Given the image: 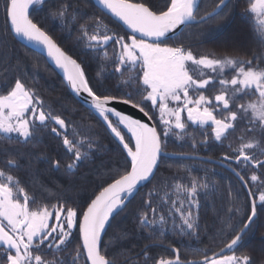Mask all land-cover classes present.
<instances>
[{
	"label": "snow or ice",
	"instance_id": "obj_1",
	"mask_svg": "<svg viewBox=\"0 0 264 264\" xmlns=\"http://www.w3.org/2000/svg\"><path fill=\"white\" fill-rule=\"evenodd\" d=\"M95 4L97 7L89 16L78 8L72 9L67 0H56L55 4L50 0H4L6 31L0 35V46L7 47L10 35L14 40L42 49L47 60L61 70L65 88L82 98V106L87 105L86 111L103 129L105 138L117 145L123 165L117 166L115 174L110 170L107 175L98 173L102 177L100 190L83 208L69 206L63 193L57 195L58 202L51 206L33 207L36 194L30 195L26 185L11 171L0 169V264H69L68 246L77 226L71 264H78L85 255L84 264H114L103 242L111 221L124 211L142 186L156 179L165 158L170 155L196 158L189 153H168V138L174 136L177 141L185 142L190 138L193 150L210 142L223 146L241 125L238 145L235 141L229 143L228 151L219 161L211 157L205 161L226 164L248 189L247 198L251 202L250 211L244 214L246 218L237 222L241 225L238 230L231 220L239 209H229L228 221L220 230L235 235L223 248L209 256L208 249L196 246L203 242L199 196L211 186L206 176H193L189 172L188 183L176 181L170 186L175 199L168 193L157 199L156 188L150 189L148 198L142 200L147 211H140L136 219L149 241L159 240L162 244L168 234H174L191 242L185 251L194 258L183 259L180 247L171 246V254L154 259L153 264H264V255L257 261L247 253L236 254L253 229L258 203L264 208V0H249L244 13L249 19L254 18L255 24L257 47L250 54L233 49L237 54L217 55L210 51L199 56L184 45V29L216 18L227 19L232 10L230 0H211L203 12L201 0H157L156 3L95 0ZM37 7L66 27L69 23L78 25L77 42L92 59L111 63L113 75L122 77L127 71L128 77L108 85L104 66L98 65L95 74L98 86L93 87L84 60L78 62V58H73L34 22L32 9ZM86 16L88 20L82 23ZM110 45L114 49L111 55L107 51ZM194 68L207 69L212 74L205 77L201 70L197 78ZM229 71L235 73L230 79L226 78ZM32 75L36 77L38 72ZM217 84L219 89L214 97L205 94V90ZM244 97L254 99L238 102ZM116 104L138 110L146 120L117 110ZM157 114L159 123L147 122L154 121ZM190 127L201 131L202 141H196ZM42 132L55 138L58 147L72 158L65 169L68 173L74 174L81 163L91 162L90 158L102 149L108 150L92 138L90 127L86 134L51 105L46 106L19 76L0 86V140L35 146ZM233 164L250 169L251 175L242 174ZM51 166L59 170L60 159L51 160ZM18 167L15 158L8 159L4 165L9 170ZM165 186L169 187L167 181ZM151 246L146 244L143 251L146 264L147 249ZM49 254L51 259L46 258Z\"/></svg>",
	"mask_w": 264,
	"mask_h": 264
},
{
	"label": "trees",
	"instance_id": "obj_2",
	"mask_svg": "<svg viewBox=\"0 0 264 264\" xmlns=\"http://www.w3.org/2000/svg\"><path fill=\"white\" fill-rule=\"evenodd\" d=\"M67 2L71 4L72 9L78 8L82 12L88 13L89 16L97 7L94 0H67ZM153 2L156 3L157 0H153ZM210 2L211 0H201L202 12ZM50 3L55 4L56 0H50ZM248 4L249 0H230L232 10L227 19L221 21L216 18L207 24L185 28L184 45L199 51L201 54H207L210 51L216 52L217 55L227 52L237 54L233 49H237L240 54H250L257 45L254 36V18L249 19V16L244 15ZM96 15H100V13L97 12ZM32 18L49 35L53 36L58 44L73 58H78V62L79 59L84 60V66L93 87L98 86L95 76L98 65H103L106 69V73L104 72V76L107 77L106 84L114 85L117 79H126L127 74L125 73L122 77L113 75V64L92 59L83 45L77 42V36L80 34L77 30L78 25L73 26L69 23L66 27L61 21L50 18L46 10L42 11L38 7L32 9ZM87 20L88 17L86 16L81 22ZM105 22L107 23V21ZM109 27H112V25H109ZM5 31L4 0H0V35H5ZM113 50L111 45L107 48L109 55L112 54ZM6 69L7 71H5ZM36 72H38V76L33 77L32 74ZM17 76L25 82L27 87L37 92L44 100L45 105L49 103L66 119V113H70L72 123L77 126L84 124L87 128L90 127L93 133L92 138L99 140L100 144L107 147L108 150L104 151L102 149L96 153L95 157L90 158L91 162L81 163L74 170V174L68 173L65 169L71 157L64 153L62 147H58V141L55 138L47 132H42L39 136L40 142L35 146L32 144H9L4 140H0V169L11 171L26 185V190L30 195L36 194V204H33V207L43 204L51 206L58 202L56 197L61 193L67 198L69 206L86 207L87 203L90 202L89 198H93L94 194H97L100 190L98 185H100L102 177L98 173L107 175L110 170L111 174H115L117 166L123 165V160L118 158L117 145L109 143V140L105 138L103 129L93 117L89 116L86 111L87 107L82 106V103L65 88L62 78L48 64L46 59L34 49L18 39H12L9 35L7 36V47L0 46V86L6 85L8 81L14 80ZM119 94L117 93V95ZM189 131H194L198 143L203 140L200 130H193L190 127ZM210 131L209 128L208 132L210 133ZM96 133L99 135H95ZM231 141H235L236 144V138L231 139ZM191 143L190 138L186 142L177 141L176 138L169 139L166 151L169 153L198 154L220 159L228 151L227 145L229 144L224 141L222 146L210 142L206 146L201 144L193 150ZM181 144H183L182 147ZM10 158L17 160L18 168L11 170L4 168L5 162ZM56 158L60 159L61 166L59 170L51 166V160ZM205 161L207 160L169 156L164 159L160 165V170L156 174V179L151 184L142 186L124 211L116 216L106 229L103 242L107 245L105 250L108 257L113 259L114 264H146L143 256L146 244L152 245L147 249L149 254L147 264H153L154 259L171 254V246H178L181 249V254L191 256L185 251V246L191 243L186 237L180 238L174 234H168L162 244L159 240L149 241L147 233L138 227L136 219L140 211H147L142 207V200L148 198L147 194L150 189L155 187L158 193L157 199L163 198L166 192L169 195L170 186L176 181L188 183L190 181L189 172L193 176H206L211 185L208 190H202L199 196V223L202 233L200 240L203 242L196 246L201 249L206 248L208 252L210 250L214 252V250L229 242L235 232H227L226 236V233L220 230L224 223L228 221L229 209H239L231 220V223L237 224L238 230L241 225L237 222L246 218L244 214L246 211H250L251 202L247 198V191L242 182L232 171L217 163H206ZM166 165H170L172 168L168 170ZM232 166L246 176L251 175L250 169H244L242 166L235 164ZM165 181H167L169 187L165 186ZM108 182L110 183L111 180H108ZM170 183L171 185H169ZM70 186L71 190H68ZM103 186H106V184ZM229 193H231V196ZM169 196L173 199L176 198L174 194ZM257 211L258 216L253 229L243 240L242 250L239 252L247 253L258 261L264 255V208H261L259 203ZM125 212L128 214L123 215ZM77 237L78 226L73 231L72 244L68 246V252L71 253L68 257L69 264H71L72 256L75 255ZM222 237L224 239L221 244L219 242L215 244L216 239ZM211 253H208V255ZM46 258L51 259L52 257L49 254ZM85 259V256H81L78 264H84Z\"/></svg>",
	"mask_w": 264,
	"mask_h": 264
},
{
	"label": "rangeland",
	"instance_id": "obj_3",
	"mask_svg": "<svg viewBox=\"0 0 264 264\" xmlns=\"http://www.w3.org/2000/svg\"><path fill=\"white\" fill-rule=\"evenodd\" d=\"M186 47H188V46H186ZM191 50L193 51V53L195 54V55H197V56H199V55H202L199 51H197V50H193L192 48H191ZM202 69H195L194 68V75L195 76H197V78H200V76H199V73H200V71H201ZM203 72H204V75H205V77H207L208 75H210V74H212L211 72H210V70H207V69H203L202 70ZM104 72L106 73V69L104 68ZM104 74V73H103ZM125 74H127V77H128V75H129V73L126 71L125 72ZM235 73L234 72H231V71H229L228 73H226V78H228V79H230L231 78V76L232 75H234ZM126 77V78H127ZM218 89H219V85L217 84L215 87H212V86H210L207 90H205V94L206 95H208L209 97H214V95L215 94H217V92H218ZM249 99H254V97H252V98H249V97H244L242 100H240V101H238V102H243V103H247L248 102V100ZM44 101V100H43ZM46 106H49V103H47V105ZM149 107H150V104H149ZM54 109L56 110V108L54 107ZM57 111V110H56ZM186 115V114H185ZM66 116H67V119H68V121L69 122H72V117H71V115H70V113H66ZM154 122L155 123H159V115L157 114V117H156V119L154 120ZM86 126V125H85ZM84 126V124H80V126H79V128L81 129V131H85V133H86V130L88 129L87 128V126L85 127ZM241 128L242 127H238L237 128V133H234V134H232V135H230L231 137H228V139L227 140H225V142H227V143H231L232 141H231V139L233 140V139H235L236 138V144L238 145V143H239V140L237 139L238 137H239V135H240V133H241ZM69 132H70V135H71V129L69 130ZM173 138H175L174 136L173 137H169L168 138V140L169 139H173ZM229 141V142H228ZM262 158H264V157H262ZM72 159V158H71ZM70 162H71V160H70ZM69 162V163H70ZM166 168L168 169V170H170L172 167L170 166V165H166ZM7 172V171H6ZM258 174H259V170H258ZM173 184V183H172ZM169 185H171V183L169 184ZM245 188V187H244ZM167 193V192H166ZM169 195H173V193H172V191H169ZM257 195H258V193H257ZM163 196H165V194L163 195ZM127 215L128 213L127 212H125V213H123V215ZM150 214V213H149ZM240 217V216H239ZM121 220V219H120ZM119 220V221H120ZM177 221H178V217H177ZM52 223H55V219H54V217H53V219H52ZM75 230V228L73 229V231ZM223 233H226V236H227V231H223ZM225 237V236H224ZM224 237H222L221 239L219 238V239H216V242H215V244L216 243H220L221 244V241L224 239ZM219 244V245H220ZM225 246V245H224ZM223 246V247H224ZM223 247H221V248H223ZM221 248H219V249H216V250H214V252H218ZM240 250H242V246L240 245V247L238 248V250H237V255H240V254H242L243 252H239ZM213 253V250H210V252H208V253ZM211 253V254H212ZM230 254V253H229ZM48 259V258H47Z\"/></svg>",
	"mask_w": 264,
	"mask_h": 264
},
{
	"label": "water",
	"instance_id": "obj_4",
	"mask_svg": "<svg viewBox=\"0 0 264 264\" xmlns=\"http://www.w3.org/2000/svg\"><path fill=\"white\" fill-rule=\"evenodd\" d=\"M95 1V0H94ZM22 42V41H20ZM23 44H25V42H22ZM27 45L28 47L34 49L35 51H37L38 53H40L45 59L46 61L48 62V64L59 74V76L62 78L63 80V75H62V72L61 70L55 68V65L48 61L47 60V57H46V53H43L42 49H39V48H36L35 46L31 45V44H25ZM69 90V89H68ZM70 91V90H69ZM70 93L80 102L82 103V98H78L76 97L71 91ZM85 107H87L86 104H83ZM115 107L117 108V110H120L122 112H124L125 114H128V115H131L133 118L135 119H142V120H146L145 117H143V115L141 113H139L138 110H135V109H132L130 106H125L123 104H116ZM148 123L152 124V123H155L154 121H147ZM169 153V152H168ZM192 156H195L196 158H199V159H203V160H208L209 157L207 156H203V155H198V154H190ZM169 157H180L179 155H170ZM213 161H219L220 159H216V158H213L211 157ZM214 163H217L227 169H229L230 171H232L226 164H220L218 162H214ZM233 167V166H232ZM246 189V188H245ZM246 191H248V189H246ZM98 194V193H97ZM94 198V197H93ZM211 256V255H210ZM86 257V255H85Z\"/></svg>",
	"mask_w": 264,
	"mask_h": 264
},
{
	"label": "flooded vegetation",
	"instance_id": "obj_5",
	"mask_svg": "<svg viewBox=\"0 0 264 264\" xmlns=\"http://www.w3.org/2000/svg\"><path fill=\"white\" fill-rule=\"evenodd\" d=\"M170 255V254H169ZM169 255H167V256H165V258L166 257H168ZM210 255H212V254H209V256ZM181 257L183 258V259H192V258H194V257H192V256H188V255H183V254H181ZM196 259H199V257H195Z\"/></svg>",
	"mask_w": 264,
	"mask_h": 264
}]
</instances>
